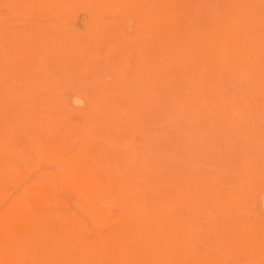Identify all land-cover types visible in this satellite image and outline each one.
<instances>
[{
  "label": "rangeland",
  "instance_id": "obj_1",
  "mask_svg": "<svg viewBox=\"0 0 264 264\" xmlns=\"http://www.w3.org/2000/svg\"><path fill=\"white\" fill-rule=\"evenodd\" d=\"M0 227V264H264V0H0Z\"/></svg>",
  "mask_w": 264,
  "mask_h": 264
},
{
  "label": "bare ground",
  "instance_id": "obj_2",
  "mask_svg": "<svg viewBox=\"0 0 264 264\" xmlns=\"http://www.w3.org/2000/svg\"><path fill=\"white\" fill-rule=\"evenodd\" d=\"M10 212H8V214H9ZM5 215H7V214H5ZM1 217H2V215H1ZM7 217V216H6ZM11 218V217H10ZM5 219V218H4ZM8 219V218H7ZM14 221V220H13ZM5 222V221H4ZM11 224H13L14 225V223H11ZM75 227V226H74ZM1 228V227H0ZM64 228H67L66 226L64 227ZM38 229V228H37ZM68 229V228H67ZM75 229V228H74ZM65 231V230H64ZM72 231V230H71ZM3 232V231H2ZM66 232H68V230L66 231ZM62 243V242H61ZM96 245V244H95ZM4 246V245H3ZM56 246V245H55ZM7 248V247H6ZM95 249V248H94ZM1 259V258H0Z\"/></svg>",
  "mask_w": 264,
  "mask_h": 264
}]
</instances>
